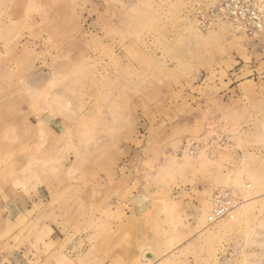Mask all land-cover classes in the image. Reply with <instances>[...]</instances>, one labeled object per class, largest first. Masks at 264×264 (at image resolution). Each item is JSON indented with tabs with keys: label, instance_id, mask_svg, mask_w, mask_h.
<instances>
[{
	"label": "rangeland",
	"instance_id": "rangeland-1",
	"mask_svg": "<svg viewBox=\"0 0 264 264\" xmlns=\"http://www.w3.org/2000/svg\"><path fill=\"white\" fill-rule=\"evenodd\" d=\"M216 1L0 0V264H264V30Z\"/></svg>",
	"mask_w": 264,
	"mask_h": 264
},
{
	"label": "built area",
	"instance_id": "built-area-1",
	"mask_svg": "<svg viewBox=\"0 0 264 264\" xmlns=\"http://www.w3.org/2000/svg\"><path fill=\"white\" fill-rule=\"evenodd\" d=\"M200 11L198 21L203 26L227 22L236 33L245 35H257L264 30V2L259 0H218L205 11ZM200 142L191 144L187 148L188 152H199L206 144ZM213 203V210L208 217L211 223L229 216L237 207L234 195L225 189L215 192Z\"/></svg>",
	"mask_w": 264,
	"mask_h": 264
}]
</instances>
